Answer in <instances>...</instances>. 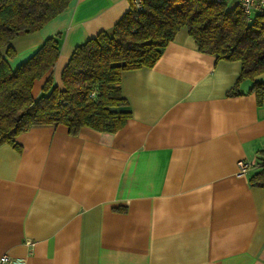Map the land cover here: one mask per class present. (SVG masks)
<instances>
[{"label": "crops", "instance_id": "crops-1", "mask_svg": "<svg viewBox=\"0 0 264 264\" xmlns=\"http://www.w3.org/2000/svg\"><path fill=\"white\" fill-rule=\"evenodd\" d=\"M236 0H234V4ZM129 0H70L10 41L14 69L48 37L52 80L74 47L111 30ZM238 60L201 52L180 27L151 67L121 72L130 111L115 132L63 125L0 145V255L18 264H264V187L250 185L264 149V94L228 95ZM264 81V72L257 76ZM44 77L32 93L40 95ZM251 164L237 175V161Z\"/></svg>", "mask_w": 264, "mask_h": 264}, {"label": "trees", "instance_id": "trees-1", "mask_svg": "<svg viewBox=\"0 0 264 264\" xmlns=\"http://www.w3.org/2000/svg\"><path fill=\"white\" fill-rule=\"evenodd\" d=\"M70 0H0V48L14 55L10 41L40 29L62 12ZM185 26L201 52L217 59L238 60L241 70L228 95L251 80L257 103L264 94V16L248 19L237 2L226 0H141L129 6L111 30H100L76 45L62 68L60 85L52 80L59 45L48 37L12 69L0 51V145L20 150L16 136L32 126L63 125L76 134L82 127L102 132L119 130L130 116L121 93L123 70L151 67L176 31ZM44 77L41 94L35 81ZM250 185L264 187V149L258 151Z\"/></svg>", "mask_w": 264, "mask_h": 264}, {"label": "built area", "instance_id": "built-area-1", "mask_svg": "<svg viewBox=\"0 0 264 264\" xmlns=\"http://www.w3.org/2000/svg\"><path fill=\"white\" fill-rule=\"evenodd\" d=\"M221 1V0H216ZM239 4L243 14L248 19H251L255 15L259 14L264 16V0H236ZM129 5L134 8H140L141 0H129ZM251 164L245 160L237 161V175L244 176ZM19 261L8 253H2L0 255V264H18Z\"/></svg>", "mask_w": 264, "mask_h": 264}, {"label": "rangeland", "instance_id": "rangeland-1", "mask_svg": "<svg viewBox=\"0 0 264 264\" xmlns=\"http://www.w3.org/2000/svg\"><path fill=\"white\" fill-rule=\"evenodd\" d=\"M227 6H233L234 5V0H226Z\"/></svg>", "mask_w": 264, "mask_h": 264}]
</instances>
